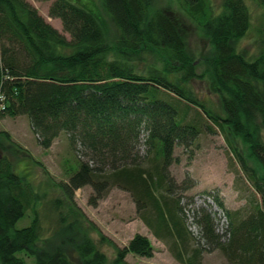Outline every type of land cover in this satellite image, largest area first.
<instances>
[{"label":"trees","instance_id":"obj_1","mask_svg":"<svg viewBox=\"0 0 264 264\" xmlns=\"http://www.w3.org/2000/svg\"><path fill=\"white\" fill-rule=\"evenodd\" d=\"M100 1L86 4L88 10L55 0L49 17L61 21L67 38L27 0H0V119L27 116L43 148L65 133L82 154L68 181L57 185L63 198L49 200L12 161L17 152L31 154L0 130V264H109L103 245L115 250L112 264H129L130 254L152 258L145 236L120 248L87 219L74 199L86 186L95 192L94 205L112 188L130 193L141 220L180 262L192 242L188 264L216 249L229 264H264V38L252 55L237 48L250 27L245 1L223 0L216 13L208 0H176L208 38L212 54L204 74L179 20L156 0ZM255 1L264 9V0ZM98 8L113 39L92 12L101 14ZM200 80L221 113L193 90ZM203 132L223 136L230 166H238L236 177L253 192L240 220L217 193L187 195L194 181L186 176L178 183L171 174L179 162L175 149L192 154ZM196 197L205 198L198 207ZM43 204L56 213L49 231L37 210ZM212 205L225 217L222 232ZM28 213L30 224L17 228Z\"/></svg>","mask_w":264,"mask_h":264},{"label":"rangeland","instance_id":"obj_2","mask_svg":"<svg viewBox=\"0 0 264 264\" xmlns=\"http://www.w3.org/2000/svg\"><path fill=\"white\" fill-rule=\"evenodd\" d=\"M68 1L85 8H87L86 4L102 5L100 0H80L79 3H77L78 0ZM222 1L208 0L216 13L221 10ZM244 1L249 13L250 27L244 37L238 41L237 48L252 55L256 53L260 39L264 38V9L255 0ZM27 2L33 5L49 24L67 38H70L64 32L61 21L49 17L50 7L55 0H27ZM155 5L159 9L171 13L179 20L180 27H183L184 30L183 33L188 48L197 59V71L204 74L207 68L205 63L212 54L208 38L202 30L183 14L176 0H156ZM98 10L101 14L94 10L92 12L99 21L105 22L107 35L109 39H113V28L109 18L101 8H98ZM191 86L209 108L220 112L218 98L209 92L206 80L194 81ZM0 130L7 131L13 141L33 157L32 159L18 152L13 155L12 161L15 163L16 170L20 171L17 173L25 177L37 192H46L49 200L63 198L57 185L68 181L77 168L78 156H82L81 153L76 154L74 148L70 145L68 135L61 133L54 140L52 146L45 149L39 144L38 136L34 133L27 116H4L0 119ZM229 138L242 153L246 154V147L239 139H234L232 135H229ZM196 145H198V149L195 148L192 154L185 153L178 147L175 149V156L178 157L179 162L170 167L172 176L178 183L184 181L186 176L194 181L193 188L185 194L195 196L213 191L221 197L225 209L239 212L236 216L237 220L244 218L245 214L249 212L253 192L243 180L236 177L233 170L234 168L238 169V166H230L228 149L223 136L219 132L216 134L203 132L197 139ZM82 159L85 160L84 157ZM35 161L40 162L41 166L37 165ZM93 197H96L94 190L86 186L76 191L74 199L77 207L87 219L97 226L103 235L114 241L118 247L127 246L137 235L145 236L151 242L155 250L154 256L144 258L130 254L126 259L129 264H188V260L192 256L191 249H196L194 244L191 242L190 251L183 256L185 262H180L174 255L176 253L171 251L170 245L157 239L141 220L137 205L130 193L112 188L102 200L96 201L95 205L92 204ZM37 210L45 230L49 231L55 226L56 213L44 204L40 205ZM30 214L28 213L20 220L16 227L24 228L28 226L32 219ZM189 222L192 223V220L189 219ZM191 226L192 224H190ZM219 228L218 230H220ZM191 230L197 233L194 226L191 227ZM91 236L98 241L96 232L91 231ZM101 250L106 254L109 264H112L116 257L115 250L109 245L101 246ZM200 264L229 263L224 254L216 249L202 251Z\"/></svg>","mask_w":264,"mask_h":264},{"label":"built area","instance_id":"obj_3","mask_svg":"<svg viewBox=\"0 0 264 264\" xmlns=\"http://www.w3.org/2000/svg\"><path fill=\"white\" fill-rule=\"evenodd\" d=\"M204 199L205 198L196 197L193 206L198 207L199 205L203 204ZM209 203H210V205L212 204L211 202H209ZM212 210L217 212V217L220 218V221H219L220 222V230L219 231L222 232L221 229L225 225V217L223 216L221 211L218 210L217 208H215L213 205H212Z\"/></svg>","mask_w":264,"mask_h":264}]
</instances>
